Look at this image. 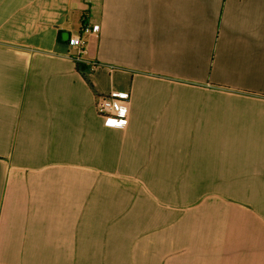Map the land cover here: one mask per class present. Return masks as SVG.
<instances>
[{"label": "crops", "instance_id": "0c3cea01", "mask_svg": "<svg viewBox=\"0 0 264 264\" xmlns=\"http://www.w3.org/2000/svg\"><path fill=\"white\" fill-rule=\"evenodd\" d=\"M82 23L83 59L113 70L71 58ZM116 91L123 130L95 108ZM253 147L264 0H0V264H264V249L197 232L203 203L172 197L219 192L198 179L264 188Z\"/></svg>", "mask_w": 264, "mask_h": 264}, {"label": "rangeland", "instance_id": "374dc122", "mask_svg": "<svg viewBox=\"0 0 264 264\" xmlns=\"http://www.w3.org/2000/svg\"><path fill=\"white\" fill-rule=\"evenodd\" d=\"M252 155L264 153L261 147H253ZM262 155V154H261ZM202 185L208 186L204 189H218L219 192L209 193H187L172 195L174 198H180L188 206L192 202L203 203L202 209H195L196 214L200 217L195 221L201 220L196 226L197 232L200 229L207 230L209 233L216 235L219 239L220 247L227 249H245L252 252H258L264 249V193L259 190L264 188H247L255 192H228L231 189L242 190L241 187H230L226 184L220 186V183L209 185L210 179H198ZM177 179H170L174 184ZM236 181V180H235ZM189 180H183L181 184L188 185ZM192 182L194 180L192 179ZM150 184V183H149ZM153 184V183H152ZM166 179H154V185H164ZM176 184V183H175ZM217 204V208L210 210L209 204ZM214 206V205H213ZM208 207V210H206ZM194 209V208H191ZM195 222V223H196ZM203 230V231H204ZM257 255V254H256Z\"/></svg>", "mask_w": 264, "mask_h": 264}, {"label": "built area", "instance_id": "2783aa9c", "mask_svg": "<svg viewBox=\"0 0 264 264\" xmlns=\"http://www.w3.org/2000/svg\"><path fill=\"white\" fill-rule=\"evenodd\" d=\"M94 29L91 25L82 23L75 34L67 38V44L75 52L71 58L77 63H85L90 71L99 68L113 70L114 65L102 63L97 60H85L82 55L86 52L87 36ZM130 94L128 91H116L108 94H99L95 99V108L100 116L104 118L103 126L112 130H123L129 115Z\"/></svg>", "mask_w": 264, "mask_h": 264}]
</instances>
